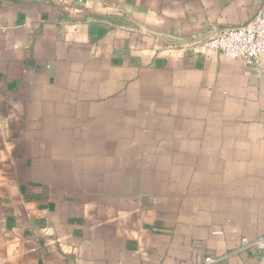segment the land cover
Returning a JSON list of instances; mask_svg holds the SVG:
<instances>
[{
	"label": "crops",
	"instance_id": "obj_1",
	"mask_svg": "<svg viewBox=\"0 0 264 264\" xmlns=\"http://www.w3.org/2000/svg\"><path fill=\"white\" fill-rule=\"evenodd\" d=\"M263 8L0 0V264H264Z\"/></svg>",
	"mask_w": 264,
	"mask_h": 264
},
{
	"label": "built area",
	"instance_id": "obj_2",
	"mask_svg": "<svg viewBox=\"0 0 264 264\" xmlns=\"http://www.w3.org/2000/svg\"><path fill=\"white\" fill-rule=\"evenodd\" d=\"M187 46L217 51L228 58L243 60L249 65L256 66L264 54V8L242 26L216 32L211 36L194 40ZM242 243L249 247L264 249V238L252 241L244 239ZM213 262L214 260L210 258L205 259V264Z\"/></svg>",
	"mask_w": 264,
	"mask_h": 264
}]
</instances>
